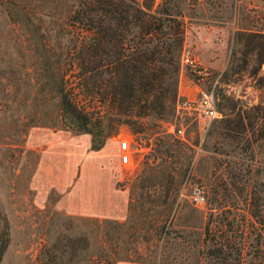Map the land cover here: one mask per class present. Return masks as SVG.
Masks as SVG:
<instances>
[{"label": "rangeland", "instance_id": "1", "mask_svg": "<svg viewBox=\"0 0 264 264\" xmlns=\"http://www.w3.org/2000/svg\"><path fill=\"white\" fill-rule=\"evenodd\" d=\"M75 5L0 0V237L8 236L0 264H89L88 258L101 264L99 256L110 264H264L259 225L250 215L252 206H264V140L249 125L243 139L215 133L232 115L219 105L223 96L251 114L264 106V50L249 42L264 40V0H175L173 10L184 17L183 48L202 73L181 65L175 110L166 120L148 118L139 133L121 125L103 138L64 129L56 89L61 69L41 63L67 59V47L78 40L68 24ZM212 85L221 116L202 129L195 102L199 89ZM183 101L190 105L179 108ZM152 121L157 127L149 128ZM121 139L131 143L127 165L120 163ZM43 149L48 171L33 179ZM75 158L79 166L101 167L108 186L101 215L67 213L57 207L56 190L37 196V187L69 174ZM193 185L204 191L202 205L190 200ZM208 226L232 236L224 255L212 256Z\"/></svg>", "mask_w": 264, "mask_h": 264}, {"label": "trees", "instance_id": "2", "mask_svg": "<svg viewBox=\"0 0 264 264\" xmlns=\"http://www.w3.org/2000/svg\"><path fill=\"white\" fill-rule=\"evenodd\" d=\"M174 3L175 0H76L68 24L78 40L67 47L68 57L62 64L50 58L41 61L50 71L61 69L56 89L64 129L96 133L103 138L127 125L133 133H139L148 118L164 121L174 113L185 35L184 17L173 10ZM249 42L258 53L264 50V40ZM219 105L232 115L217 127V136L228 141L243 139L249 125L264 140V106H253L256 111L251 114L238 100L226 96ZM153 127L157 123L152 121L149 128ZM94 148L99 149L100 144ZM252 207L250 215L259 225L258 238L264 247V206ZM243 221L238 227L244 233L248 226L245 218ZM227 226L232 233L234 221L229 220ZM207 233L210 240H215L212 256L224 255L223 246L229 245L232 236L212 226H208ZM83 240L87 251L89 238L84 236ZM7 241L4 232L0 237V260ZM70 253H74L73 245ZM106 257H97V262L110 264Z\"/></svg>", "mask_w": 264, "mask_h": 264}, {"label": "crops", "instance_id": "3", "mask_svg": "<svg viewBox=\"0 0 264 264\" xmlns=\"http://www.w3.org/2000/svg\"><path fill=\"white\" fill-rule=\"evenodd\" d=\"M47 149H43L39 159V164L33 179L40 173L47 172ZM74 168L69 174L62 172L56 176L57 184H44L37 187V196L45 199L51 190L61 193L56 204L69 214H84L98 216L102 214V201L106 197V184L102 181V170L100 166L78 165V159H74ZM46 169V170H45ZM76 178V179H74ZM65 181L63 184L60 181ZM70 180L72 183L70 184ZM124 205V202H123Z\"/></svg>", "mask_w": 264, "mask_h": 264}, {"label": "built area", "instance_id": "4", "mask_svg": "<svg viewBox=\"0 0 264 264\" xmlns=\"http://www.w3.org/2000/svg\"><path fill=\"white\" fill-rule=\"evenodd\" d=\"M180 64L191 68L195 73H202L200 70V63L197 58H195L191 52L184 47L180 55ZM220 97L216 91L215 85H212L210 88L199 89L198 100L195 102V110L198 114L199 121H201V128L204 129L206 126L216 118L221 116V111L218 109V103ZM190 102L183 101L181 104L178 103L179 108L187 107ZM178 134L184 139V130L182 128L178 129ZM120 149V163L127 165L131 161V143L128 139H121L119 141ZM190 200L195 205H202L205 202V196L203 189L198 185L191 186Z\"/></svg>", "mask_w": 264, "mask_h": 264}]
</instances>
